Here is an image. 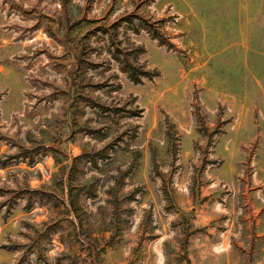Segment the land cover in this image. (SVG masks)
<instances>
[{"label":"rangeland","instance_id":"374dc122","mask_svg":"<svg viewBox=\"0 0 264 264\" xmlns=\"http://www.w3.org/2000/svg\"><path fill=\"white\" fill-rule=\"evenodd\" d=\"M0 264H264V0H0Z\"/></svg>","mask_w":264,"mask_h":264}]
</instances>
